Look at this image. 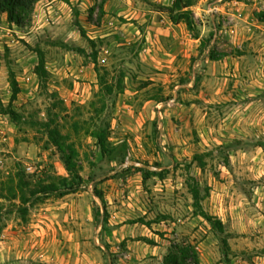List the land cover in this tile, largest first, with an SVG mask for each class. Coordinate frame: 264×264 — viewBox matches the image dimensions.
<instances>
[{
    "label": "rangeland",
    "instance_id": "obj_1",
    "mask_svg": "<svg viewBox=\"0 0 264 264\" xmlns=\"http://www.w3.org/2000/svg\"><path fill=\"white\" fill-rule=\"evenodd\" d=\"M192 1L196 32L144 0H41L23 27L1 15L0 103L16 114L0 113V264H163L174 244L225 264L220 235L196 213L195 183L230 235L227 263L264 264V0ZM76 19L99 65L124 74L100 116ZM101 121L106 157L88 132ZM46 123L74 144L83 180L30 195L22 212L18 171L34 182L67 175Z\"/></svg>",
    "mask_w": 264,
    "mask_h": 264
},
{
    "label": "trees",
    "instance_id": "obj_2",
    "mask_svg": "<svg viewBox=\"0 0 264 264\" xmlns=\"http://www.w3.org/2000/svg\"><path fill=\"white\" fill-rule=\"evenodd\" d=\"M39 1L41 0H0V17L5 14L9 23L23 27L30 22L33 9ZM144 1L149 3L154 11L166 14L173 24L183 23L186 28L192 32H196L198 30L194 13L191 9L193 5L192 0H172V2L168 5L151 0ZM260 19L264 20V17L260 16ZM75 24L78 26L81 35L88 40L93 49L91 58L95 65L99 89L95 94V97L98 100L92 101L91 106L94 108L96 115L100 116L106 109L105 98L114 94H120L124 91V74L121 73L116 77H112L108 69L99 65L97 51L95 50V41L87 37L85 30L81 26L78 19L75 20ZM78 50L80 52H84L83 49ZM37 52L38 64L35 67V74L41 81L44 82L48 78V71L45 68L44 53L40 49ZM9 81L12 87V100H14L19 92V87L12 73H10ZM0 113H9L11 115L16 114L11 109H4L1 103ZM45 127L48 132L50 143L57 148L58 153L60 154V158L64 163L67 175L49 177L50 180L46 182L41 180L34 182L32 180V175H27L22 170L18 171L15 176L16 181H13L14 184L11 186L12 198H18L20 201V210L22 212H25L26 210L24 204L29 202L30 195L57 192L61 188H66L70 191L75 190L83 180L80 174V166L76 162L78 152L74 144L67 143L66 140L68 137L61 135L57 127H51V123H46ZM88 132L96 139V144L99 146L102 156H109L113 150L109 144L110 123L101 121ZM190 190L194 199L196 213L211 225L215 233L220 235L221 250L224 256L225 264H228L227 262H229V254L231 251L228 241V237L230 235L226 231L223 221L219 217L208 213L202 208L200 204V191L197 183L191 185ZM27 192H29V195ZM98 196L103 198L101 193H99ZM163 264H200V258L198 251L192 244H174L165 256Z\"/></svg>",
    "mask_w": 264,
    "mask_h": 264
},
{
    "label": "crops",
    "instance_id": "obj_3",
    "mask_svg": "<svg viewBox=\"0 0 264 264\" xmlns=\"http://www.w3.org/2000/svg\"><path fill=\"white\" fill-rule=\"evenodd\" d=\"M156 14H158L157 12H156ZM160 14V13H159ZM161 15V14H160ZM218 201H219V203L221 202V199H223L224 197H223V195L222 194H218Z\"/></svg>",
    "mask_w": 264,
    "mask_h": 264
},
{
    "label": "built area",
    "instance_id": "obj_4",
    "mask_svg": "<svg viewBox=\"0 0 264 264\" xmlns=\"http://www.w3.org/2000/svg\"><path fill=\"white\" fill-rule=\"evenodd\" d=\"M26 170H27V171H32V166H31V165H28V166L26 167Z\"/></svg>",
    "mask_w": 264,
    "mask_h": 264
}]
</instances>
